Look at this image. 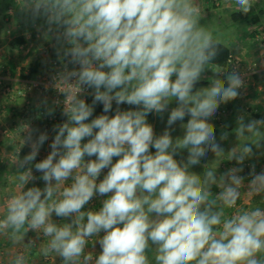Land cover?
Segmentation results:
<instances>
[{
    "label": "clouds",
    "instance_id": "obj_1",
    "mask_svg": "<svg viewBox=\"0 0 264 264\" xmlns=\"http://www.w3.org/2000/svg\"><path fill=\"white\" fill-rule=\"evenodd\" d=\"M18 2L33 22L45 19L46 35L55 31L66 63L52 78L64 99L53 104H63L67 119L53 126L51 150L35 163L49 134L24 126L21 146L31 150L22 159L17 150L15 190L0 202V236L17 245L29 232L42 235L38 254L62 264H264V170L253 165L247 185L243 167L216 174L220 160L243 165L253 146H264V119L239 116L240 143L225 155L209 121L221 103L238 98L244 80L236 71L221 79L226 69L211 63L223 41L201 23V0ZM256 2L234 0L245 15ZM206 68L214 73L210 86L196 89ZM173 99L177 106L157 135L147 117L168 112ZM41 104L54 114L47 98ZM98 104L102 114L93 118ZM125 104L131 107L122 110ZM186 117L183 136L174 139V125ZM227 139L223 132L220 140ZM184 150L186 159H177ZM209 151L216 162L203 175L190 171ZM37 179L43 188L26 187ZM213 186L220 191L213 194ZM97 195L107 197L99 210L84 211ZM53 215L70 222L58 224ZM90 241L98 255L86 252ZM8 264L29 259L17 252Z\"/></svg>",
    "mask_w": 264,
    "mask_h": 264
},
{
    "label": "crops",
    "instance_id": "obj_2",
    "mask_svg": "<svg viewBox=\"0 0 264 264\" xmlns=\"http://www.w3.org/2000/svg\"><path fill=\"white\" fill-rule=\"evenodd\" d=\"M258 2L259 0L254 4L253 9ZM201 3L204 11L201 23L211 25L219 30L223 44L230 50L229 60L231 59L236 65L235 68H232L233 65L228 62L226 66L222 67L226 69V72L220 78L225 79L229 72L236 71L244 80V86L238 90L240 93L238 98L226 104L223 103L228 110V114L220 120L219 124L216 122L213 124L218 143H220V135L223 132L228 133V139L221 141L220 144L225 151V155H227L233 147L240 143L234 131L239 116L243 115L245 122L252 119H264V15H262L257 25H251L248 22L233 24L230 15L238 11L234 0H201ZM46 30L45 19L41 17L33 22L30 14L21 9L18 0H0V92L3 87H10L13 90L26 89L28 81L40 79L47 74L50 59L58 57L57 49L59 45L55 39V31L46 35ZM45 46L47 50L43 51L42 49ZM213 75L212 69L206 68L203 78L196 84V89L210 86ZM28 95L32 102L30 110H46L41 104V101L45 98L48 101L47 107H51L48 94L28 92ZM0 99L3 104V111H0L1 121L7 125L23 109V103L20 99H13L6 93L0 94ZM169 106H177L175 99L171 101ZM187 119L186 117V122ZM22 138L16 140L13 134L6 138L0 133V170L2 172L0 173V187L1 185L6 186L5 190L8 192L4 195L0 191V202L10 191L15 190L17 168L13 163L17 150L20 149L18 155L21 159L31 150L27 145L21 146ZM50 143V140L45 142L37 157L48 155L51 150L49 148ZM261 143L264 145V141ZM253 151L255 155L250 159H246L243 165H237L235 160H220L216 167L217 177L232 167H243L244 170L247 169L248 165H254L257 173L264 170V146L260 149L253 146ZM183 154L186 155L187 152L183 151ZM207 155L214 158V162H216L217 158L214 153L209 151ZM91 159L95 158L92 157ZM38 161L36 158L33 163ZM207 165L209 164L201 160V163L195 166L197 174L203 175ZM35 173L37 177L41 175L38 172ZM241 175L245 176L243 172ZM70 182L69 180L66 183ZM247 183L248 180L245 179V185ZM33 184L41 188L44 187V182L39 179L30 182L26 187H31ZM246 190L245 187L241 191L245 192ZM211 191L216 194L220 189L213 186ZM104 197L97 195L93 198L95 199L94 207H96V210H99L100 207L98 208L97 205L101 204ZM260 200L261 197L257 196L253 198L251 203L257 205L260 204ZM260 206L264 207V205ZM0 218H2V215H0ZM53 220L58 224L70 222V219H62L54 215ZM102 235L103 233H101ZM30 236H36L35 246L26 247ZM43 241L44 238L42 236L38 237L35 232H29L24 241L17 245L11 244L5 237L0 236V264H8V261L18 251L26 254L29 264H62V260L58 256L53 255L45 258L38 254ZM91 243L92 241L86 247V252L91 251L94 256L98 255L101 251L99 244L96 243L93 246ZM153 250L154 246L153 249L149 250L152 251V253H148L150 256L153 255Z\"/></svg>",
    "mask_w": 264,
    "mask_h": 264
},
{
    "label": "built area",
    "instance_id": "obj_3",
    "mask_svg": "<svg viewBox=\"0 0 264 264\" xmlns=\"http://www.w3.org/2000/svg\"><path fill=\"white\" fill-rule=\"evenodd\" d=\"M264 35V34H263ZM43 51L47 50V47H43ZM233 66L232 68H235L236 65L232 62V60H228ZM65 59L62 58V54L58 57L51 58L49 62V70L47 74H45L43 77L40 79H34L31 81L27 82V87L26 89L20 88L13 90L10 87H3V90L0 92L9 94L11 98L13 99H20L23 103V109L10 121L9 124H3L1 119L2 116L0 115V133L3 135V137H10V135L13 134L14 138L16 140L20 139L23 137L26 132L24 129V126H28L32 129H38L39 132H47L49 134V140L51 141V138L54 137L55 133L53 132V126L56 124L63 123L67 117L62 115V109H63V104L61 103L60 105H55L53 104L54 100H61L63 101L64 97L60 95L55 88L52 86L53 85V80L52 78L56 76L59 72L64 70L65 66ZM73 66L71 64L68 65V68L71 69ZM89 92L91 90H88ZM28 92H38V93H43V94H48L50 96V102H51V107L54 108V114L49 116L47 115L46 110L44 109H34L30 110L32 107V102L31 99L28 95ZM91 95H88L85 93V95L82 98H91ZM0 111H3V104L0 99ZM228 114L227 108L224 106L223 103L220 104L219 109L217 113L210 118V123L214 124L216 122L217 124L220 123V120L223 119L226 115ZM39 132H37L35 135H38ZM87 142V141H86ZM47 155H41L37 157L38 160H42L46 157ZM13 157V156H12ZM89 159L86 157V160ZM252 169L251 165L247 166V169L245 168L243 170V173L245 174V178L248 180L249 179V173ZM34 175L36 173L34 172ZM101 180L98 178V182ZM219 192V191H218ZM217 192V193H218ZM6 197H3L2 201ZM93 206L95 205V201L92 199L90 202ZM42 236V235H41ZM29 240H33L36 243V236H30ZM91 242V241H90ZM22 252V251H18Z\"/></svg>",
    "mask_w": 264,
    "mask_h": 264
},
{
    "label": "trees",
    "instance_id": "obj_4",
    "mask_svg": "<svg viewBox=\"0 0 264 264\" xmlns=\"http://www.w3.org/2000/svg\"><path fill=\"white\" fill-rule=\"evenodd\" d=\"M262 15H264V0H259L257 6L252 10V12H249L247 15H245L241 12H238V11L233 12L230 15V20L233 24L248 22L251 25H253V24L257 25V23L260 21V18L262 17ZM229 55H230L229 48L222 43V45H220L218 48L217 56L215 57V59L213 61H211V63L215 64V65H219L221 67H224L228 63ZM85 100L87 103L91 104L92 97L91 98H85ZM130 107L131 106L126 105V104L120 106V108L122 110H128ZM115 108H116V105L114 103L113 104V111L111 113H109V115H114ZM100 114H102V105L98 104L95 106L93 118L97 115H100ZM147 120L150 124L153 125L154 131H155V113L149 114L147 117ZM84 142H86V140L83 141L82 143H84ZM0 173H2L1 170H0ZM106 198L107 197H104L103 200ZM101 206H102V204L97 205L98 208Z\"/></svg>",
    "mask_w": 264,
    "mask_h": 264
},
{
    "label": "rangeland",
    "instance_id": "obj_5",
    "mask_svg": "<svg viewBox=\"0 0 264 264\" xmlns=\"http://www.w3.org/2000/svg\"><path fill=\"white\" fill-rule=\"evenodd\" d=\"M253 9V8H252ZM174 107H176V106H169V111L168 112H165V113H163V114H156L155 113V131H157V135H159V134H161L163 131H164V129H165V126H166V121H167V117H168V114H169V112H170V110L172 109V108H174ZM161 115H162V117L163 118H161ZM188 118V117H187ZM181 123H187L185 120L183 121V122H177L175 125H174V128H175V130L172 132V136H173V138L175 139V138H177V137H182L183 136V134H184V131H183V129L181 128ZM221 141H223V140H219V144H221L222 142ZM152 151H153V153L155 152V149H152ZM185 152H187L186 150H184ZM181 156H183L185 159H186V157H187V154L185 155V154H183V151L181 152V155H179V156H177L176 158L177 159H180L181 158ZM95 158V157H94ZM202 160H204V162L205 163H207V164H209V165H211V164H213L214 163V158H210V157H208V155L205 157V158H203ZM114 162H115V158H114ZM190 171H193V172H195V173H197V171H196V169H195V166H193L191 169H190ZM106 172H107V169H105L103 172H102V174H101V176L99 177L101 180L103 179V175L104 174H106ZM5 188H6V186H4V185H1V187H0V191L5 195V193L7 192L6 190H5ZM12 190V189H11ZM8 193V192H7ZM94 201H95V199H93ZM84 211H87V210H96V207H94L91 203H89V206L88 205H86L85 206V208L83 209ZM150 253H152V251H149ZM148 252V253H149ZM149 255V257L151 258L152 256H150V254H148ZM152 255V254H151Z\"/></svg>",
    "mask_w": 264,
    "mask_h": 264
}]
</instances>
